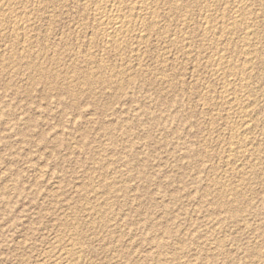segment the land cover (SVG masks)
<instances>
[{
  "label": "rangeland",
  "instance_id": "obj_1",
  "mask_svg": "<svg viewBox=\"0 0 264 264\" xmlns=\"http://www.w3.org/2000/svg\"><path fill=\"white\" fill-rule=\"evenodd\" d=\"M42 1L0 16V264H264V0L244 13L253 48L246 27L220 32L233 0H125L161 27L117 43L97 15L108 0ZM233 45L256 48L247 90ZM224 82L240 93L222 100ZM249 93L239 150L247 112L230 101Z\"/></svg>",
  "mask_w": 264,
  "mask_h": 264
},
{
  "label": "bare ground",
  "instance_id": "obj_2",
  "mask_svg": "<svg viewBox=\"0 0 264 264\" xmlns=\"http://www.w3.org/2000/svg\"><path fill=\"white\" fill-rule=\"evenodd\" d=\"M30 1L31 0H0V16L1 17H4V18H6V15L7 16H9L10 17V15L12 16V13H14V9H13V5L14 6H21V7H27L28 6V4L30 3ZM43 1H45V0H43ZM42 1V2H43ZM86 1V0H85ZM125 1V0H124ZM128 1H131V0H128ZM137 1V0H136ZM152 1H154V0H152ZM170 1V0H169ZM175 1V0H174ZM185 1H187V0H177V2L178 3H184ZM206 1V0H205ZM212 1V0H211ZM214 1V0H213ZM219 1V0H218ZM230 1V0H229ZM13 2V3H12ZM39 2H40V0H39ZM88 2V1H87ZM99 2V1H98ZM97 2V3H98ZM132 2V1H131ZM163 2V1H162ZM253 1L252 0H233L232 2H230V3H232V7L234 8V12H233V15L232 16H228L229 18L228 19H225L224 18V20H222V19H220V20H217L216 22L218 23V25H219V28H220V32H221V34H230L232 31L233 32H235L234 30H236V29H240L241 27H243V28H245V30L246 29H248V33H246L247 35H248V37H249V42L247 41V39H245L247 42H248V45H249V47L250 48H253V47H255L254 45H252V41H254L255 39H256V33H255V30H254V28L255 27H253V25H254V21L253 22H250V21H247L244 17V13H246V11H250V10H248V9H250V8H254V6H253V4L254 3H252ZM34 2L32 1V3H30L31 5L33 4ZM96 3V4H97ZM101 3V2H100ZM103 3H104V0H103ZM125 3H126V1L123 3V0H108V4H109V6H110V8H109V6H108V4H107V2H106V4H107V6L105 7V10L104 11H102V8H103V6H102V8L100 9V8H98V10H97V12H98V17H99V19L102 21V25H104V29H103V31H104V33L106 34V38H107V40L109 41V42H115V43H117L118 41H120V40H122L123 38H125V37H127V35H129L131 32H133L135 29H134V27L135 26H137V24H138V26L140 27V28H144V29H146V30H156V28L158 29V27H159V22L156 20L157 18H155V20H152V18L150 19V21H146L145 20V18L146 17H144V18H142V16L144 15H136L135 14V12H134V9H132V8H130L129 6H125ZM128 3V2H127ZM126 3V4H127ZM130 3V2H129ZM136 3V2H135ZM134 3V4H135ZM138 3V2H137ZM190 3V2H189ZM195 3V2H194ZM256 3V2H255ZM39 4V3H38ZM41 4V3H40ZM43 4V3H42ZM102 4V3H101ZM139 4L141 5V7H143L145 10H149L150 9V7H149V4L150 3H148V0H140V2H139ZM156 3L154 2V5H155ZM158 4V3H157ZM163 4V3H162ZM169 4V3H168ZM213 4V7H214V4H216L215 2L214 3H212ZM218 4V3H217ZM225 4V3H224ZM227 4V3H226ZM259 4V3H258ZM46 5V4H45ZM94 5V4H93ZM103 5V4H102ZM159 5V4H158ZM166 5V4H165ZM193 5V4H192ZM230 5V4H229ZM36 6V5H35ZM43 6V5H42ZM50 6V5H49ZM65 6V5H64ZM89 6V5H88ZM96 6V5H95ZM131 6V5H130ZM172 6V5H171ZM181 6V5H180ZM189 6H191L190 4H189ZM200 6V5H199ZM211 6V5H210ZM218 6V5H217ZM216 6V7H217ZM226 6V5H225ZM257 6V5H256ZM259 6V5H258ZM261 6V5H260ZM37 7V6H36ZM132 7H133V5H132ZM140 7V8H141ZM186 7H188V6H186ZM264 7V6H263ZM42 8V7H41ZM48 8V7H47ZM86 8V7H85ZM95 8V7H94ZM127 8H129V11L127 10ZM142 8V9H143ZM170 8V7H169ZM173 8V7H172ZM179 8V7H178ZM252 8V9H253ZM261 8V7H260ZM32 9H33V7H32ZM35 9V8H34ZM44 9V8H43ZM104 9V8H103ZM138 9V11H139V7L137 8ZM163 9V8H162ZM83 10V9H82ZM96 10V9H95ZM160 10V9H159ZM176 10V9H175ZM174 10V11H175ZM188 10V9H187ZM186 10V11H187ZM199 10V9H198ZM203 10V9H202ZM21 11V10H20ZM31 11V10H30ZM42 11V10H41ZM128 11V12H127ZM137 11V10H136ZM141 12H142V10H140ZM152 11V10H151ZM157 11H158V9H157ZM161 11V10H160ZM163 11V10H162ZM170 11V10H169ZM168 11V12H169ZM194 11V10H193ZM215 11V10H214ZM252 11H254V10H252ZM84 12V11H83ZM145 12V11H144ZM163 12H165V11H163ZM184 12V11H183ZM220 12V11H219ZM225 12V11H224ZM44 13V12H43ZM261 13V12H260ZM95 14V13H94ZM176 14V13H175ZM250 14H252V13H250ZM17 15V14H16ZM15 15V16H16ZM87 15H89L88 13H87ZM147 15V14H146ZM152 15V14H151ZM177 15V14H176ZM186 15V14H185ZM228 15H229V13H228ZM249 15V14H248ZM248 15H246V16H248ZM156 16V15H155ZM161 16V15H160ZM172 16V15H171ZM255 16V15H254ZM8 17V18H9ZM17 17V16H16ZM20 17H22V16H20ZM19 17V18H20ZM31 17H32V15H31ZM90 17V16H89ZM96 17V16H95ZM98 17H96V18H98ZM156 17H158V16H156ZM165 17V16H164ZM187 17V16H186ZM185 17V18H186ZM199 17V16H198ZM262 17V16H261ZM188 18V17H187ZM186 18V19H187ZM218 18V17H217ZM1 19V18H0ZM147 19H149V18H147ZM163 19V18H162ZM176 19V18H175ZM191 19H193V18H191ZM248 19V18H247ZM251 19H252V17H251ZM250 19V20H251ZM258 19V18H257ZM5 20V19H4ZM98 20V19H97ZM145 20V21H144ZM152 20V21H151ZM189 20V19H188ZM197 20V19H196ZM215 20H216V18H215ZM84 21V20H83ZM82 21V22H83ZM139 21V22H138ZM184 21H186L185 19H184ZM190 21V24H191V22L193 21H191V20H189ZM189 21H186V22H189ZM195 21V20H194ZM0 22H1V20H0ZM5 22V21H4ZM18 22V21H17ZM25 22V21H24ZM29 22V21H28ZM28 22H25V24L26 23H28ZM37 22V21H36ZM80 22V21H79ZM138 22V23H137ZM171 22V21H170ZM260 22V21H259ZM23 23V22H22ZM99 23V22H98ZM9 24V23H8ZM14 24H16V23H14ZM179 24V23H178ZM189 24V23H188ZM203 24H204V22H203ZM215 23H214V21L211 19V18H207L206 19V22H205V33L206 34H208V33H210L211 32V30H213V25H214ZM257 25H258V23H256ZM4 25V24H3ZM17 25V24H16ZM101 25V24H100ZM192 25V24H191ZM194 25V24H193ZM195 25H196V23H195ZM202 25V24H201ZM24 26V25H23ZM31 26V25H30ZM137 26V27H138ZM164 26V25H163ZM260 26V25H259ZM8 27V26H7ZM86 27H88V26H85V28ZM100 27V26H99ZM101 27H103V26H101ZM136 27V28H137ZM138 27V28H139ZM160 27H161V25H160ZM165 27V26H164ZM188 27V26H187ZM203 27V26H202ZM13 28V27H12ZM24 28H25V26H24ZM29 28V27H28ZM169 28V27H168ZM168 28H167V30H168ZM184 28V27H183ZM186 28V27H185ZM190 28H191V26H190ZM257 28V27H256ZM160 29V28H159ZM163 29V28H162ZM218 29V28H217ZM216 29V30H217ZM249 29H252V30H249ZM5 30V29H4ZM8 30V29H7ZM136 30H139V29H136ZM174 30V29H173ZM176 30V29H175ZM261 30H262V28H261ZM20 31V30H19ZM25 31V30H24ZM153 31V32H154ZM178 31V30H177ZM176 31V32H177ZM183 31V30H182ZM238 31V30H237ZM250 31V32H249ZM14 32V31H13ZM17 32V31H16ZM101 32V31H100ZM156 32V31H155ZM157 32L159 33V30H157ZM156 32V33H157ZM185 32H187V31H185ZM193 32V31H192ZM232 32V33H233ZM242 32V31H241ZM257 32H259V31H257ZM135 33V32H134ZM161 33V32H160ZM204 33V32H203ZM231 33V34H232ZM261 33V32H260ZM263 33V32H262ZM1 34V33H0ZM147 34V33H146ZM230 34V35H231ZM259 34V33H258ZM11 35V34H10ZM14 35H15V33H14ZM91 35V34H90ZM99 35V34H98ZM104 35V34H103ZM158 35V34H157ZM165 35V34H164ZM195 35V34H194ZM210 35V34H209ZM247 35H246V37H247ZM30 36V35H29ZM84 36V35H83ZM131 36H133V34L131 35ZM136 36V35H135ZM204 36H205V34H204ZM213 36V35H212ZM245 36V35H244ZM243 36V37H244ZM28 37V36H27ZM97 37V36H96ZM156 37V36H155ZM158 37V36H157ZM163 37V36H162ZM194 37V36H193ZM223 37V36H222ZM247 37V38H248ZM262 37V36H261ZM98 38V37H97ZM96 38V39H97ZM135 38V37H134ZM139 38L141 39V40H143V39H145V37H143V35H139ZM154 38V37H153ZM160 38V37H159ZM179 38V37H178ZM259 38V37H258ZM25 39V38H24ZM100 39V38H99ZM129 39V38H128ZM133 39V38H132ZM135 39H137V37L135 38ZM152 39V38H151ZM174 39V38H173ZM176 39V38H175ZM181 39V38H180ZM206 39V38H205ZM238 39V38H237ZM188 40V39H187ZM218 40V39H217ZM230 40V39H229ZM228 40V41H229ZM244 40V41H245ZM14 41V40H13ZM126 41H127V39H126ZM129 41H130V39H129ZM145 41V40H144ZM150 41V40H149ZM152 41H153V39H152ZM177 41V40H176ZM176 41H173L174 42V44H176ZM180 41H182L183 42V39L182 40H180ZM202 41V40H201ZM221 41V40H220ZM256 41V40H255ZM259 41V40H258ZM79 42V41H78ZM141 42V41H140ZM139 42V43H140ZM169 42V41H168ZM171 42V41H170ZM181 42V43H182ZM185 42V41H184ZM189 42V41H188ZM204 42V41H203ZM234 41H232L231 42V44H234L233 43ZM262 42V41H261ZM13 43V42H12ZM103 43V42H102ZM107 43V42H106ZM123 43H126V42H123ZM123 43H122V45H123ZM131 43H133V42H131ZM161 43V42H160ZM164 43V42H163ZM186 43H187V41H186ZM225 43V42H224ZM95 44V43H94ZM120 44V43H119ZM138 44V43H137ZM143 44V43H142ZM141 44V45H142ZM156 44V43H155ZM159 44V43H158ZM158 44H156V45H158ZM179 44V43H178ZM182 44H185V43H182ZM193 44V43H192ZM209 44H211V43H209ZM215 44V43H214ZM240 44V43H239ZM242 44V43H241ZM246 44V43H245ZM256 44V43H255ZM259 44V43H258ZM115 45V44H114ZM121 45V44H120ZM119 45V46H120ZM121 45V46H122ZM129 45V44H128ZM134 45H135V43H134ZM162 45V44H161ZM164 45V44H163ZM170 45V44H169ZM257 45V44H256ZM12 46V45H11ZM111 46V45H110ZM146 46V45H145ZM149 46V45H148ZM175 46V45H174ZM180 46H183V45H181L180 44ZM186 46H187V44H186ZM188 46H189V44H188ZM201 46V45H200ZM205 46H207V44L205 45ZM247 46V45H246ZM2 47V46H1ZM14 47V46H13ZM112 47V46H111ZM123 47V46H122ZM144 47V46H143ZM167 47H168V45H167ZM184 47V46H183ZM233 47L235 48V50H237V52L238 53H240L241 52V55H243V53H242V51L243 50H238L237 49V46L235 45H233ZM263 47V46H262ZM125 48V47H124ZM171 48V47H170ZM175 48H177V47H175ZM185 48V47H184ZM188 48V47H187ZM219 48V47H218ZM248 49V48H246L245 49V47H244V56H245V58H244V66H242L243 67V70H242V73H241V71H240V74H237L235 71L237 70L236 68H235V66L233 67V65L231 66V64L230 63H228V62H226L225 61V57H223L221 54H217V56H216V60H217V63H218V65L220 66V67H223V68H226V69H228V70H235L234 72H235V74L234 75H232L233 77H234V81H235V83L234 84H236V82H239L241 85H240V87L242 86V88H246V90H247V87H248V85H249V83L251 82V81H253L257 76L255 75V73H254V71L253 70H255V69H257V68H255V69H253L254 67H253V60H254V54L256 53L255 52V49L254 50H251V49ZM111 49V48H110ZM147 49V48H146ZM160 49V48H159ZM166 49V48H165ZM169 49V48H168ZM243 49V48H242ZM108 50V49H107ZM112 50V49H111ZM110 50V51H111ZM149 50V49H148ZM172 50V49H171ZM184 50V49H183ZM258 50V49H257ZM47 51V50H46ZM54 51V50H53ZM103 51V50H102ZM120 51V50H119ZM125 51H127V50H125ZM151 51V50H150ZM186 51V50H185ZM190 51V50H189ZM193 51V50H192ZM104 52H105V50H104ZM103 52V53H104ZM107 52V51H106ZM115 52V51H114ZM133 52V51H132ZM179 52V51H178ZM196 52V51H195ZM18 53V52H17ZM28 53V52H27ZM97 53H98V51H97ZM111 53V52H110ZM119 53V52H118ZM124 53V52H123ZM135 53V52H134ZM84 54V53H83ZM108 54V53H107ZM112 54H114V53H112ZM237 53H235V55H236ZM27 55V54H26ZM86 55V54H85ZM84 55V56H85ZM124 55V54H123ZM128 55H129V53H128ZM133 55V54H132ZM189 55V54H188ZM224 55V54H223ZM230 55V54H229ZM63 56V55H62ZM91 56V55H90ZM112 56V55H111ZM117 56V55H116ZM237 56V55H236ZM243 56V57H244ZM57 57V56H56ZM102 57H104V56H102ZM108 57V56H107ZM119 57V56H118ZM134 57V56H133ZM192 57V56H191ZM215 57V56H214ZM93 58V57H92ZM115 58V57H114ZM182 58H183V56H182ZM231 58V57H230ZM38 59V58H37ZM126 59V58H125ZM16 60V59H15ZM79 60V59H78ZM117 60V59H116ZM183 60V59H182ZM230 60V59H229ZM238 60V59H237ZM256 60V59H255ZM258 60H261V59H258ZM233 61V60H232ZM243 61V60H242ZM140 62V61H139ZM208 62V61H207ZM32 63V62H31ZM142 63V62H141ZM1 64V63H0ZM104 64V63H103ZM130 64H131V62H130ZM161 64V63H160ZM211 64V63H210ZM237 64V63H236ZM235 65V64H234ZM255 65V64H254ZM57 66V65H56ZM92 66V65H91ZM117 66V65H116ZM217 66V65H216ZM26 67V66H25ZM93 67V66H92ZM98 67V66H97ZM157 67V66H156ZM79 68V67H78ZM113 69V68H112ZM111 69V70H112ZM260 69H261V67H260ZM106 70V69H105ZM110 70V71H111ZM161 70V69H160ZM220 70V69H219ZM218 70V71H219ZM258 70V69H257ZM143 71V70H142ZM197 71V70H196ZM215 71V70H214ZM231 71H229L230 72V74H231ZM260 71V70H259ZM112 72V71H111ZM119 72V71H118ZM226 72V71H225ZM224 72V73H225ZM256 72V71H255ZM76 73V72H75ZM101 73V72H100ZM146 73V72H145ZM215 73V72H214ZM217 73V72H216ZM215 73V74H216ZM239 73V72H238ZM10 74H11V72H10ZM126 74V73H125ZM67 75V74H66ZM127 75V74H126ZM97 77V76H96ZM226 77V76H225ZM95 78V77H94ZM48 79V78H47ZM88 79V78H87ZM113 79H114V77H113ZM117 79V78H116ZM258 79V78H257ZM263 79V78H262ZM79 80V79H78ZM203 80V79H202ZM259 80V79H258ZM69 81V80H68ZM111 81V80H110ZM230 81V80H229ZM73 83V82H72ZM97 83V82H96ZM225 84L223 85V87H222V91H221V93H220V95H221V98H222V100H226V98H230V97H232V95H235V94H237V92H239L240 93V91H239V89L237 90V89H235V88H233L232 86V83H230V82H224ZM127 84V83H126ZM219 84V83H218ZM251 85V84H250ZM258 85V84H257ZM255 86V85H254ZM51 87V86H50ZM93 87V86H92ZM262 87V86H261ZM239 88V87H238ZM241 88V89H242ZM73 89V88H72ZM240 89V90H241ZM249 89V88H248ZM243 90V89H242ZM255 90V89H254ZM116 92V91H115ZM243 92H245L244 90H243ZM257 92H259V91H257ZM256 93V92H255ZM254 94V93H253ZM257 94V93H256ZM211 95V94H210ZM219 95V96H220ZM250 95H251V97H253L254 98V95L252 96V93L250 94L249 93V95H247V97L245 98V100L243 99V101L240 99H237L236 97V100H235V98H234V96H233V100L232 101H230V104H231V106H230V108H229V110L230 109H232L231 107L232 106H237V107H240V109H242L241 111H242V113H243V111H245V112H247V115L245 114V117H243L244 119L242 120V122L241 123H238L237 125L235 124V126H233L232 127V131H233V133L235 134V135H233V136H236V140H234V141H236L235 142V144H236V146L238 147V149L240 150V149H243V147L244 146H246L247 147V145H249V139L246 137V135H249L250 134V132L252 131V132H254L253 130L255 129L256 130V128H254L253 127V130H252V124H251V119L249 120V117H251L252 118V116L254 115V110H252V111H250V108H251V106H253L254 105V102H253V100H250L249 98H250ZM206 96V95H205ZM243 96V95H242ZM256 96V95H255ZM258 96V95H257ZM114 97V96H113ZM257 98V97H256ZM232 99V98H231ZM258 99V98H257ZM256 99V100H257ZM219 100V99H218ZM253 103H252V102ZM222 102V101H221ZM206 103V102H205ZM225 103H227V102H225ZM229 103V102H228ZM255 106V105H254ZM205 107V106H204ZM233 107V108H234ZM212 110V109H211ZM236 110V109H235ZM227 111V110H226ZM244 112V113H245ZM258 112V111H257ZM221 113V112H220ZM234 113V112H233ZM243 113V114H244ZM242 117V116H241ZM255 118V117H254ZM235 121V120H234ZM237 123V122H236ZM230 129V128H229ZM227 131V130H226ZM231 131V132H232ZM252 132H251V134H252ZM224 134V133H223ZM253 135V134H252ZM232 139H235V138H233V137H231ZM249 138H250V136H249ZM231 139V140H232ZM233 141V142H234ZM250 144H252V140H250ZM231 143H232V141H231ZM230 143V144H231ZM233 144V143H232ZM234 145V144H233ZM230 147V146H229ZM228 147V148H229ZM249 147V146H248ZM231 149H234V147L233 148H231ZM237 149V148H236ZM236 149H234V150H236ZM237 149V150H238ZM245 150V149H244ZM263 150V149H262ZM236 152H238V151H236ZM231 153H233V152H231ZM235 153V152H234ZM227 154V153H226ZM239 154H240V152H239ZM253 154V153H252ZM242 156V155H241ZM231 157V156H230ZM236 157V156H235ZM246 157V156H245ZM250 157V156H249ZM243 158V157H242ZM227 159V158H226ZM238 163V162H237ZM245 166V165H244ZM106 167V166H105ZM235 169V168H234ZM245 169V168H244ZM253 169V168H252ZM236 172V171H235ZM248 172V171H247ZM93 200V199H92ZM234 202V201H233ZM236 212V211H235ZM98 213V212H97ZM94 224V223H93ZM98 225V224H97ZM99 226V225H98ZM67 229V228H66ZM77 231V230H76ZM101 233V232H100ZM78 234V233H77ZM73 236V235H72ZM79 235H77V237H78ZM61 241V240H60ZM78 242V241H77ZM82 243V242H81ZM79 244V243H78ZM74 245V244H73ZM78 246V245H77ZM80 246V245H79ZM82 246V245H81ZM80 246V247H81ZM84 247V246H83ZM82 247V249H84ZM74 248V247H73ZM72 248V249H73ZM72 252V251H71ZM83 252V251H82ZM46 256V255H45ZM49 257V256H48ZM52 257V256H51ZM75 257V256H74ZM61 259V258H60ZM69 260V259H68ZM85 260V259H84ZM80 262V261H79ZM42 263V262H41ZM72 263H74L73 261H72ZM72 263H66V264H72ZM65 264V263H64ZM76 264V263H75Z\"/></svg>",
  "mask_w": 264,
  "mask_h": 264
}]
</instances>
